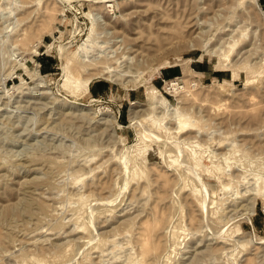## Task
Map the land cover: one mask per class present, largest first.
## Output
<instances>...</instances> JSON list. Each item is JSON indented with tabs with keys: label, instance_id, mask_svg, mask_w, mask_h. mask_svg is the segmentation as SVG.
Segmentation results:
<instances>
[{
	"label": "rangeland",
	"instance_id": "1",
	"mask_svg": "<svg viewBox=\"0 0 264 264\" xmlns=\"http://www.w3.org/2000/svg\"><path fill=\"white\" fill-rule=\"evenodd\" d=\"M155 263L264 264V0H0V264Z\"/></svg>",
	"mask_w": 264,
	"mask_h": 264
},
{
	"label": "bare ground",
	"instance_id": "2",
	"mask_svg": "<svg viewBox=\"0 0 264 264\" xmlns=\"http://www.w3.org/2000/svg\"><path fill=\"white\" fill-rule=\"evenodd\" d=\"M107 1H113V0H106V2ZM29 2V1H28ZM249 3H251L252 4V1H250ZM110 6V5H109ZM250 8H252V7H250ZM253 9V8H252ZM252 11H254V14L256 13L255 12V9H253ZM45 12H46V14H50V10H49V8H48V6L46 7V10H45ZM48 17V16H47ZM31 30V29H30ZM27 32V31H26ZM22 36V35H21ZM23 36H24V34H23ZM22 36V37H23ZM32 37V36H31ZM24 38V37H23ZM25 39V38H24ZM30 40V39H29ZM23 41H25V40H22V42ZM27 41H28V39H27ZM24 43V42H23ZM28 43V42H27ZM236 43V42H235ZM84 48V47H83ZM77 65H81V64H77ZM82 65H84V64H82ZM87 65H88V63H87ZM83 67H86L87 68V66L86 65H84ZM76 68V67H75ZM78 68H79V66H78ZM107 68V67H106ZM105 70H103V72H104ZM69 81V80H68ZM179 124H180V129H182V128H186V127H188L187 125H188V123H186V122H183V121H179ZM190 126V125H189ZM176 146V145H175ZM196 154H198V153H196ZM195 157V161H196V163H199L198 162V160H199V158L198 157H196V156H194ZM192 159H193V156H192ZM194 161V162H195ZM192 163V164H195V163ZM156 163V162H155ZM201 164V163H200ZM198 164H196V166H197ZM195 166V165H194ZM199 166V168H200V165H198ZM202 168V167H201ZM206 168V167H205ZM156 169V168H155ZM158 169V168H157ZM204 170V169H203ZM157 171V170H156ZM207 171V170H206ZM154 172V171H153ZM157 176H155V177H157V179L160 177V180L162 179V181H161V183H162V186H164L165 184H167L168 182L170 183V178L168 177V173H165V172H162V171H157V172H154ZM153 173V174H154ZM171 173V172H170ZM171 176V175H170ZM179 176V175H178ZM175 177H176V175H175ZM172 178V177H171ZM170 180V181H169ZM172 184V183H171ZM161 186V187H162ZM160 187V188H161ZM164 188V187H163ZM224 188V187H223ZM236 194V193H235ZM205 195V194H204ZM163 198V196L161 197V199ZM188 200V199H187ZM203 202V201H202ZM152 210V209H151ZM160 212V211H159ZM157 214H159V215H157V219L154 221V222H152L151 221V223L152 224H148V223H150V221L147 223V221H146V227L145 228H142L143 229V231L140 233V232H138L137 234H140V236L139 237H137V245H138V247H139V251L138 252H140V255H141V257L140 258H142V255H144V257H146V255L148 254L149 255V253H150V251L152 250V246H153V240L154 239H152V241H151V243L152 244H150V240H149V237H152L151 235H152V232H155L156 230H157V228H158V226H159V229H162V224H163V222L165 221L164 219H165V214H163V213H158L157 212ZM195 216V215H194ZM194 216L192 215V217L191 218H194ZM196 219V218H195ZM192 220V219H191ZM141 227H142V225H141ZM141 227H140V229H141ZM139 228V227H138ZM139 229V230H140ZM158 231V230H157ZM164 231V230H163ZM157 233V232H156ZM161 235V234H160ZM163 235V234H162ZM155 236V235H154ZM153 236V237H154ZM152 237V238H153ZM155 241V240H154ZM150 245H152L151 247H150ZM158 246V245H157ZM160 248V247H159ZM155 251H156V249H154ZM153 251V250H152ZM153 253V252H152ZM156 253H158V252H156ZM156 255V254H155ZM148 257V256H147ZM150 257V256H149ZM144 259V258H143ZM147 263V262H146ZM156 264V263H155Z\"/></svg>",
	"mask_w": 264,
	"mask_h": 264
}]
</instances>
